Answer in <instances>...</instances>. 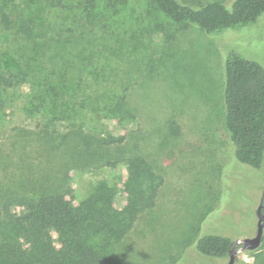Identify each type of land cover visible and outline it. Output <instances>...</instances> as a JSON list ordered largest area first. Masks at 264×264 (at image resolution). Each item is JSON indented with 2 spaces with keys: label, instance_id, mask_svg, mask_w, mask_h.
I'll return each instance as SVG.
<instances>
[{
  "label": "rangeland",
  "instance_id": "1",
  "mask_svg": "<svg viewBox=\"0 0 264 264\" xmlns=\"http://www.w3.org/2000/svg\"><path fill=\"white\" fill-rule=\"evenodd\" d=\"M178 1L231 9L234 0ZM64 6L0 0L18 24L33 20V32L61 35L58 43L33 42L0 26V72L24 79L22 87L0 86V240L7 200L19 214L24 198L52 193L73 207L104 182L116 190L115 207H123L127 159L138 155L163 182L154 207L114 245L117 261L226 264L228 258L199 254L195 242L207 234L235 241L256 233L264 168L240 164L233 155L224 57L231 51L264 67V15L207 35L137 2L92 26L78 23L80 11L70 0ZM120 95L132 118L108 111ZM50 235L59 250L53 229ZM235 264H264V241L238 254Z\"/></svg>",
  "mask_w": 264,
  "mask_h": 264
},
{
  "label": "trees",
  "instance_id": "2",
  "mask_svg": "<svg viewBox=\"0 0 264 264\" xmlns=\"http://www.w3.org/2000/svg\"><path fill=\"white\" fill-rule=\"evenodd\" d=\"M43 1L55 8H65L67 0ZM70 1L80 11L77 19L81 24L85 21L92 26L97 22L94 19L118 15L130 3L137 2L161 13L178 27L196 26L207 35L254 24L264 15V0H234L231 9L215 1L199 6L178 0ZM0 26L15 30L18 39L55 43L61 39L59 32L45 31L47 28L33 32V20L18 24L5 7H0ZM21 76L11 70L0 72V86L22 87ZM224 78L225 126L234 147L233 155L240 164L261 170L264 168V67L230 51L224 57ZM110 103L111 114L132 118L126 96L120 95ZM73 140L78 143V137L74 136ZM127 167L124 185L127 203L121 208L115 207L116 190L104 182L94 186L73 207L59 193L24 198L21 204L24 214L14 212V201H5L1 212L5 237L0 240V264H120L114 245L132 229L141 213L154 207L163 182L142 156L128 158ZM51 229L58 236L59 250L51 239ZM232 244L229 238L207 234L195 242V248L202 256L225 259Z\"/></svg>",
  "mask_w": 264,
  "mask_h": 264
},
{
  "label": "water",
  "instance_id": "3",
  "mask_svg": "<svg viewBox=\"0 0 264 264\" xmlns=\"http://www.w3.org/2000/svg\"><path fill=\"white\" fill-rule=\"evenodd\" d=\"M262 207V205L258 206L257 210L258 222L255 236L233 241L232 248L229 250L228 262L226 264H235L237 255L242 252H253L260 248L264 231V215L260 213Z\"/></svg>",
  "mask_w": 264,
  "mask_h": 264
},
{
  "label": "flooded vegetation",
  "instance_id": "4",
  "mask_svg": "<svg viewBox=\"0 0 264 264\" xmlns=\"http://www.w3.org/2000/svg\"><path fill=\"white\" fill-rule=\"evenodd\" d=\"M260 205L263 206V207L261 208L260 213H261L262 215H264V193H263V197H262V199L260 200V203L258 204V206H260ZM257 210H258V208H257ZM256 218H257V222H258L257 211H256ZM257 222H256V229H257ZM263 234H264V231H263Z\"/></svg>",
  "mask_w": 264,
  "mask_h": 264
}]
</instances>
